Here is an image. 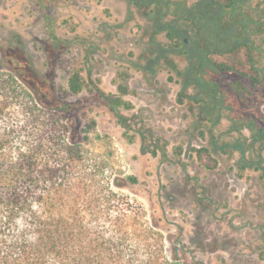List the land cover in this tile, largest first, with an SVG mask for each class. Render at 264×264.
Returning a JSON list of instances; mask_svg holds the SVG:
<instances>
[{"label":"trees","instance_id":"16d2710c","mask_svg":"<svg viewBox=\"0 0 264 264\" xmlns=\"http://www.w3.org/2000/svg\"><path fill=\"white\" fill-rule=\"evenodd\" d=\"M134 4L163 32L166 50L186 61L176 71L182 79L178 100L190 88L189 96L212 123L207 145L191 148L199 163L212 169V149L236 151L238 175L256 171L264 191V115L251 102L264 87V0ZM151 42L158 59L161 44ZM80 71L71 69L66 86H54L22 48L0 45V264H187L181 253L168 252L141 204L117 189L123 179L136 178L123 176L96 120L81 122L87 88ZM221 72L242 80L222 88L216 81ZM129 77L127 69L116 71L115 93L97 85L88 91L123 128L127 142L140 135L141 153L165 156L166 143L146 144L144 131L129 132L123 112L134 109L125 99L132 91ZM222 117L229 122L228 139L219 142L212 127Z\"/></svg>","mask_w":264,"mask_h":264},{"label":"rangeland","instance_id":"374dc122","mask_svg":"<svg viewBox=\"0 0 264 264\" xmlns=\"http://www.w3.org/2000/svg\"><path fill=\"white\" fill-rule=\"evenodd\" d=\"M152 38L161 44L158 59ZM165 42L134 0H0V45L22 48L54 86H66L69 71L81 70L87 90L80 120L94 118L96 131L110 138L123 176L136 178L134 183L123 179L117 189L141 204L163 233L168 252L181 253L187 264H264V191L258 173L249 168L239 176L233 150L212 149L215 168L199 163L191 148L207 145L212 123L189 96L190 88L178 100L182 79L176 71H183L186 61L167 51ZM126 69L132 91L125 99L134 106L123 111L129 132L144 131L146 144L166 143L165 156L141 153L140 135L127 142L123 128L88 91L97 85L115 93L116 71ZM235 80L242 77L216 75L225 89ZM254 93L249 100L264 115V87ZM228 126L222 117L212 127L214 138L227 140Z\"/></svg>","mask_w":264,"mask_h":264}]
</instances>
